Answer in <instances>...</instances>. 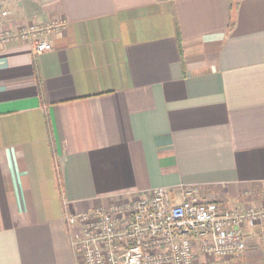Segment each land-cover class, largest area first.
Listing matches in <instances>:
<instances>
[{"label": "crops", "instance_id": "0c3cea01", "mask_svg": "<svg viewBox=\"0 0 264 264\" xmlns=\"http://www.w3.org/2000/svg\"><path fill=\"white\" fill-rule=\"evenodd\" d=\"M0 3L64 21L51 50L0 45V264H81L65 215L156 187L264 205V0ZM244 235L212 260L264 264V222Z\"/></svg>", "mask_w": 264, "mask_h": 264}, {"label": "built area", "instance_id": "2783aa9c", "mask_svg": "<svg viewBox=\"0 0 264 264\" xmlns=\"http://www.w3.org/2000/svg\"><path fill=\"white\" fill-rule=\"evenodd\" d=\"M0 3V45L29 43L36 53L52 49L51 34L63 20L4 26ZM264 222V205L221 208L197 185L178 197L165 187L120 197L107 205L66 214L70 244L81 264H197V254L233 258L248 249L244 229Z\"/></svg>", "mask_w": 264, "mask_h": 264}, {"label": "rangeland", "instance_id": "374dc122", "mask_svg": "<svg viewBox=\"0 0 264 264\" xmlns=\"http://www.w3.org/2000/svg\"><path fill=\"white\" fill-rule=\"evenodd\" d=\"M207 261V262H205ZM222 264V261H219V259L213 261L211 257H207V256H202V257H198V264Z\"/></svg>", "mask_w": 264, "mask_h": 264}]
</instances>
